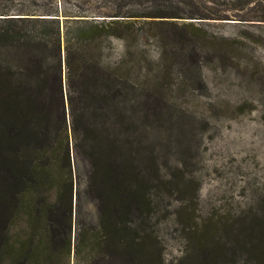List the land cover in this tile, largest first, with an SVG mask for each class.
<instances>
[{
    "label": "trees",
    "instance_id": "trees-1",
    "mask_svg": "<svg viewBox=\"0 0 264 264\" xmlns=\"http://www.w3.org/2000/svg\"><path fill=\"white\" fill-rule=\"evenodd\" d=\"M14 16L0 15V264H141L145 16Z\"/></svg>",
    "mask_w": 264,
    "mask_h": 264
},
{
    "label": "rangeland",
    "instance_id": "rangeland-1",
    "mask_svg": "<svg viewBox=\"0 0 264 264\" xmlns=\"http://www.w3.org/2000/svg\"><path fill=\"white\" fill-rule=\"evenodd\" d=\"M54 12L152 17L136 20L141 264H264V0H0Z\"/></svg>",
    "mask_w": 264,
    "mask_h": 264
}]
</instances>
